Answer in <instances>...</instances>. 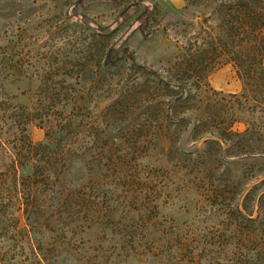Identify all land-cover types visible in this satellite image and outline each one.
<instances>
[{"label":"rangeland","instance_id":"obj_1","mask_svg":"<svg viewBox=\"0 0 264 264\" xmlns=\"http://www.w3.org/2000/svg\"><path fill=\"white\" fill-rule=\"evenodd\" d=\"M80 1L0 0V101L16 118L32 114L35 142L49 125L58 140L50 149L64 172L52 179V197L62 192L63 205L52 199L41 218L43 244L60 251L52 263L264 264L257 212L230 209L263 176L248 146L229 147L220 134L232 113L219 92L243 84L231 64L209 73L207 85L198 72L207 68L198 9L143 0L155 5L145 38L140 11L116 22L142 0ZM113 45L182 85L185 99L174 102L181 89L161 86L130 59L106 63Z\"/></svg>","mask_w":264,"mask_h":264},{"label":"trees","instance_id":"obj_2","mask_svg":"<svg viewBox=\"0 0 264 264\" xmlns=\"http://www.w3.org/2000/svg\"><path fill=\"white\" fill-rule=\"evenodd\" d=\"M93 1V0H90ZM189 5L198 9L204 18V41L206 50V69L200 67L198 72L206 78L208 74L225 65L234 67L237 77L242 81L240 92H219L222 99L220 105L231 111V122L221 128L224 140L248 146L256 156L254 165L257 176H263L257 184L247 191L241 206L230 207L240 215H253L257 212L259 225L264 224V0H186ZM80 3L86 4L85 0ZM155 10L154 3L138 1L127 6L117 17L120 25L135 12L140 11L137 21L145 38H150L154 31L150 30V18ZM100 31V26L96 28ZM200 34V32H199ZM125 59L133 62V67L156 78L166 88L177 85L160 77L158 72L137 63L134 52L128 46L113 45L106 55V63L119 66ZM202 64V65H203ZM192 69L195 72L198 67ZM209 68V69H208ZM207 72V73H206ZM198 75V76H201ZM217 92V91H215ZM185 99L182 92L173 98L174 102ZM234 111L242 117L234 115ZM37 118V117H35ZM40 123L45 124L42 116ZM32 114L14 117L11 105L0 101V264H53V257H60L56 246L46 247L43 244L42 227H46L42 216L50 209V201L54 193L53 178L63 174V170L55 165L60 152L50 149L58 140L49 125L46 139L35 142L29 131L34 122ZM244 123L243 130H233L234 124ZM234 137L239 140H234ZM262 190V191H261ZM59 191H56L58 194ZM21 212L24 213L27 225L21 227ZM61 264V263H57Z\"/></svg>","mask_w":264,"mask_h":264}]
</instances>
